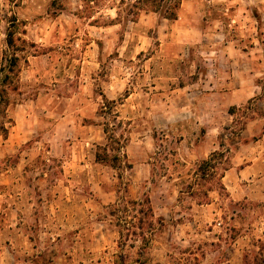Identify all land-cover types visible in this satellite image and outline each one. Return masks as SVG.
Listing matches in <instances>:
<instances>
[{
	"label": "rangeland",
	"instance_id": "obj_1",
	"mask_svg": "<svg viewBox=\"0 0 264 264\" xmlns=\"http://www.w3.org/2000/svg\"><path fill=\"white\" fill-rule=\"evenodd\" d=\"M10 32L0 264H264V0H0V64ZM124 196L165 219L139 261Z\"/></svg>",
	"mask_w": 264,
	"mask_h": 264
},
{
	"label": "trees",
	"instance_id": "obj_2",
	"mask_svg": "<svg viewBox=\"0 0 264 264\" xmlns=\"http://www.w3.org/2000/svg\"><path fill=\"white\" fill-rule=\"evenodd\" d=\"M138 1L142 3L144 1L156 2L158 0ZM96 4H98V0H87V10L93 9ZM26 43L27 41L25 38L14 37L13 32L8 33L6 44L10 51L0 64V136L3 137L8 136L9 129L14 123V119L10 115V107L16 103V100L13 99L12 95L20 93L21 68L19 62L21 56L19 55L18 50L24 51ZM245 109L246 107L243 109L241 107H235L233 112L236 114V112L238 113L240 110L245 111ZM244 127L245 122H242L240 131ZM98 156L100 158V154ZM229 167L230 165L225 156V151H214L209 157L203 159L199 163L194 174L195 180L214 178L219 187L225 189V186L222 183V178L224 176V171ZM190 188L191 189H188L189 192L196 194L199 193V197L201 198L199 203L201 204L206 202L205 200L209 197V192L213 190V188L204 189V185L201 181L194 182L193 186ZM113 212V214L116 215L115 224L121 229L119 230L121 237H124L125 241H142L138 250V261L141 260L143 255H145L146 248L149 246L153 236L161 231L165 225L164 217L158 216L155 213L152 201L149 197L133 199L124 196L115 206ZM122 230L125 232L124 235L121 234Z\"/></svg>",
	"mask_w": 264,
	"mask_h": 264
}]
</instances>
